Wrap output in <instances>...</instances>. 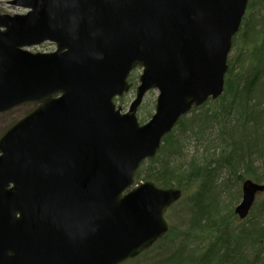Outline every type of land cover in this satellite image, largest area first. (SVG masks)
Instances as JSON below:
<instances>
[{"label": "water", "instance_id": "95a60500", "mask_svg": "<svg viewBox=\"0 0 264 264\" xmlns=\"http://www.w3.org/2000/svg\"><path fill=\"white\" fill-rule=\"evenodd\" d=\"M250 0H11L0 11V264H124L169 231L183 191L136 184L193 108L225 91ZM47 42L53 51H34ZM142 68L128 110L116 98ZM155 112L140 123L146 95ZM264 184L247 179L245 218Z\"/></svg>", "mask_w": 264, "mask_h": 264}, {"label": "trees", "instance_id": "16d2710c", "mask_svg": "<svg viewBox=\"0 0 264 264\" xmlns=\"http://www.w3.org/2000/svg\"><path fill=\"white\" fill-rule=\"evenodd\" d=\"M228 63L223 95L184 115L136 175L183 191L171 208L184 224L125 264H264V191L236 212L244 181L264 184V0L250 1ZM192 142L201 148L185 162Z\"/></svg>", "mask_w": 264, "mask_h": 264}, {"label": "rangeland", "instance_id": "374dc122", "mask_svg": "<svg viewBox=\"0 0 264 264\" xmlns=\"http://www.w3.org/2000/svg\"><path fill=\"white\" fill-rule=\"evenodd\" d=\"M11 0H0V11L4 12V13H22L25 12L24 9H21L19 7H15L12 4H10ZM55 49V45L53 43H45L41 46H38L36 48H34L33 50L35 51H52ZM142 73V68H137L135 69V71L132 74V77H137L136 80H134V85L136 87L138 81H139V76ZM135 87H133V89L129 92L126 93L122 98V100L118 99L117 103L121 106H123V108L125 110H127L131 104V102L133 101L134 97H135ZM159 91L158 90H152L150 91L145 99L144 102L139 110L138 116L139 118L145 122L148 121L152 114L155 111V105H156V100L158 97ZM32 108L31 105H23L17 108H14L10 111L4 112L0 114V138L2 137V135L5 133V131L7 130V128H9L13 123L14 120H18L19 118H21L23 115H25V112H29V110ZM145 117V118H143ZM201 148V146L198 144V142H192L191 144H189L186 149H185V154L186 157L184 159L185 162H187L194 154L198 153V150ZM242 198V196H241ZM241 198L239 199V201L236 203L238 204L241 201ZM235 204V205H236ZM178 206V205H177ZM176 206V207H177ZM175 208H170L169 211L167 212V219L169 221L170 226H181L184 224V222L182 220L180 221H176L177 220V215L178 213H181L182 210L181 209H176V211H174ZM175 216V218H173ZM144 259L139 260L135 263H143Z\"/></svg>", "mask_w": 264, "mask_h": 264}]
</instances>
